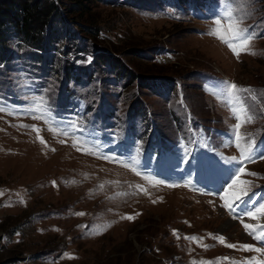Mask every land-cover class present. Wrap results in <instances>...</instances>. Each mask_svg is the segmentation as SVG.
Wrapping results in <instances>:
<instances>
[{"label": "rangeland", "instance_id": "1", "mask_svg": "<svg viewBox=\"0 0 264 264\" xmlns=\"http://www.w3.org/2000/svg\"><path fill=\"white\" fill-rule=\"evenodd\" d=\"M53 1L79 4L60 17L71 36L41 49L13 36L0 58V263L264 260L240 247L264 248L243 227L264 214L222 207L264 204V158L238 163L226 91L250 90L241 133L264 156V0ZM230 10L255 37L238 56L210 34Z\"/></svg>", "mask_w": 264, "mask_h": 264}, {"label": "snow or ice", "instance_id": "2", "mask_svg": "<svg viewBox=\"0 0 264 264\" xmlns=\"http://www.w3.org/2000/svg\"><path fill=\"white\" fill-rule=\"evenodd\" d=\"M242 20L234 19L233 13L230 10L227 13V22L226 24L221 21V19H216L214 21L215 27L211 30L210 34L215 35L221 42L225 43L227 47L233 52L234 55H239L241 50H244L249 45L251 39L255 38L254 34L249 33L246 27H241ZM227 95L229 97V102L231 104L230 111L233 114V118L236 119L237 123L232 127V134L234 137L235 147L240 152V158L238 163L243 164L247 162H253L257 158H264V156H257L255 149V140L249 134H242L241 128L244 124L251 123L254 121L255 116L252 114L249 107H247L244 103V100L240 97V93L248 92L249 89H244L239 87L236 83H228L227 84ZM36 119H41V116L34 117ZM73 127L76 125V121H70ZM243 141V147L241 142ZM63 142V141H62ZM41 143H44L41 140ZM75 146V144H74ZM114 159V158H113ZM229 161L237 160L236 157H229ZM245 173L244 167H239V171L235 173L236 179H233L231 184H229V189L237 184L239 181V176ZM252 175H256L255 173H251ZM227 191V189H226ZM245 196L248 195L247 192L244 193ZM224 199L223 196L220 197ZM250 200V197H249ZM249 200H245L242 196L237 195L235 197V203L226 202L222 207L227 208L230 212L235 213L237 208L240 205H247ZM254 210H248L243 214L251 219H257L259 215L264 214V204H259V207L253 205ZM78 215H83V213H78ZM128 219H132V217H127ZM235 218V217H234ZM243 223V221H241ZM244 229L247 233L253 237V239L264 241V226H253L247 223H243ZM186 239H196L195 237H186ZM220 243H224V238L221 236L219 238ZM229 248L236 247L232 244L226 245ZM244 251H254L258 254L264 253V248L261 247H253L252 245H241L240 246ZM203 264V262H202ZM209 264H215V262H209ZM235 264V262H234ZM243 264H264V260H258L256 257H252L251 259H247L243 262Z\"/></svg>", "mask_w": 264, "mask_h": 264}, {"label": "trees", "instance_id": "3", "mask_svg": "<svg viewBox=\"0 0 264 264\" xmlns=\"http://www.w3.org/2000/svg\"><path fill=\"white\" fill-rule=\"evenodd\" d=\"M68 5L73 8L79 4L69 2ZM67 6L61 8L53 0H0V58L9 57V43L13 36L18 41L35 45L39 49L46 43L57 41L61 27L64 37H70L71 33L66 30L65 24L64 28L61 26L63 23L60 20ZM56 25L59 29H56ZM71 65L72 63L62 65L64 74L66 70L71 72Z\"/></svg>", "mask_w": 264, "mask_h": 264}, {"label": "bare ground", "instance_id": "4", "mask_svg": "<svg viewBox=\"0 0 264 264\" xmlns=\"http://www.w3.org/2000/svg\"><path fill=\"white\" fill-rule=\"evenodd\" d=\"M221 174H223V173H221ZM213 175H215V174H213ZM216 175H217V172H216ZM218 175H219V173H218ZM229 195L232 196V197L235 196V194H233L232 192ZM244 208L249 210L250 209V206L247 204V205H244ZM257 219H258V217H257ZM222 226H225V227H227V228L230 229V228L234 227V223H232V221H230V220H225V222H224V224Z\"/></svg>", "mask_w": 264, "mask_h": 264}]
</instances>
